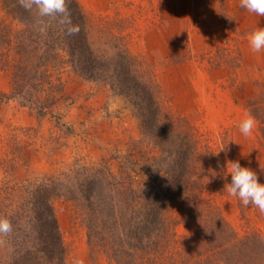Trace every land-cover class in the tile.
<instances>
[{
    "label": "trees",
    "instance_id": "1",
    "mask_svg": "<svg viewBox=\"0 0 264 264\" xmlns=\"http://www.w3.org/2000/svg\"><path fill=\"white\" fill-rule=\"evenodd\" d=\"M0 6L21 26L14 30L0 19V69L11 73V90L0 93V103L13 99L38 116L49 115L60 91L49 69L68 62L75 73L105 83L132 104L145 137L135 148L146 139L159 149L141 158L130 152L113 157L120 158L116 171L104 160H73L58 174L0 186V216L13 225L0 236V264H65L53 210L57 199L82 217L93 263L102 255L108 264H264V233L239 236L222 214L216 193L223 194L231 182L222 177L223 151L162 112L153 70L131 54L123 37L94 24L77 0H67L73 24L80 27L73 35L60 17H41L19 0H0ZM261 109L264 104L248 108L262 125L264 117L256 114ZM177 208L181 218L173 215ZM181 223L189 232L179 235Z\"/></svg>",
    "mask_w": 264,
    "mask_h": 264
},
{
    "label": "rangeland",
    "instance_id": "2",
    "mask_svg": "<svg viewBox=\"0 0 264 264\" xmlns=\"http://www.w3.org/2000/svg\"><path fill=\"white\" fill-rule=\"evenodd\" d=\"M77 1L94 24L110 26L131 54L153 70L162 112L186 130L196 131L203 144L224 148L223 178L231 180L227 163L239 160L264 183V122L261 125L253 116L256 127L249 136L238 127L248 108L264 104V50L254 52L248 42L253 30L264 27V16L242 8L240 0ZM0 19L14 30L21 27L1 9ZM49 73L60 89L54 93L57 101L48 108L49 115L38 116L13 99L0 103L1 187L58 174L73 160L86 164L104 160L116 171L120 158L114 161L115 156L159 153L157 145L146 139L135 148L134 142L144 137L143 128L122 95L75 73L68 62L51 67ZM10 80V71L0 69V93L10 92ZM256 114L264 117V109ZM223 192L216 196L235 232L264 233V213ZM53 210L66 247L65 264L74 258L84 264H108L102 255L96 263L91 260L87 228L68 202L57 199ZM182 212L177 208L173 215L181 218ZM188 228L181 223L177 232L185 234Z\"/></svg>",
    "mask_w": 264,
    "mask_h": 264
},
{
    "label": "clouds",
    "instance_id": "3",
    "mask_svg": "<svg viewBox=\"0 0 264 264\" xmlns=\"http://www.w3.org/2000/svg\"><path fill=\"white\" fill-rule=\"evenodd\" d=\"M19 4L29 11L35 7L41 17H60L59 22L66 25L69 35L80 31L79 25L73 24L68 12L67 0H19ZM240 6L261 17L264 16V0H240ZM40 30L43 32L46 27L42 24ZM248 42L252 51L264 50V27L253 30L248 35ZM238 127L244 136H249L256 127V120L249 113L239 122ZM222 149L224 148L220 150ZM219 151L216 153L218 154ZM228 173L231 174V182L225 185L227 193L238 197L244 206L255 205L261 213H264V183L259 181L257 173L250 167L242 166L239 160L227 163ZM12 231L13 225L10 219L0 216V236H5ZM72 264H84V262L74 258Z\"/></svg>",
    "mask_w": 264,
    "mask_h": 264
}]
</instances>
